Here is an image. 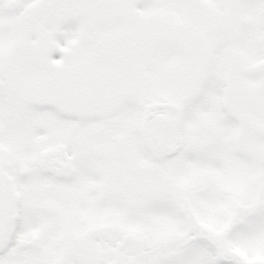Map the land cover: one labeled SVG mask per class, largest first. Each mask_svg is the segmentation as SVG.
Masks as SVG:
<instances>
[{
    "label": "snow or ice",
    "instance_id": "1",
    "mask_svg": "<svg viewBox=\"0 0 264 264\" xmlns=\"http://www.w3.org/2000/svg\"><path fill=\"white\" fill-rule=\"evenodd\" d=\"M0 264H264V0H0Z\"/></svg>",
    "mask_w": 264,
    "mask_h": 264
}]
</instances>
